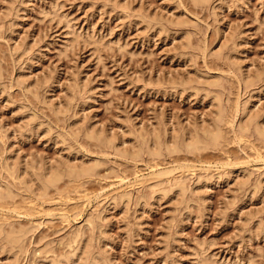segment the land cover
<instances>
[{
	"label": "rangeland",
	"instance_id": "374dc122",
	"mask_svg": "<svg viewBox=\"0 0 264 264\" xmlns=\"http://www.w3.org/2000/svg\"><path fill=\"white\" fill-rule=\"evenodd\" d=\"M207 3L0 0V224L31 231L0 264H264V138L238 129L264 126V0ZM216 91L222 147L134 157L212 122ZM96 160L41 197L36 171Z\"/></svg>",
	"mask_w": 264,
	"mask_h": 264
},
{
	"label": "bare ground",
	"instance_id": "6f19581e",
	"mask_svg": "<svg viewBox=\"0 0 264 264\" xmlns=\"http://www.w3.org/2000/svg\"><path fill=\"white\" fill-rule=\"evenodd\" d=\"M196 4H205L207 2H211V0H193ZM208 4V3H207ZM206 4V5H207ZM182 32V31H181ZM186 33V32H184ZM188 34V33H187ZM186 37V35L184 36V38ZM191 38V37H190ZM187 39V38H186ZM191 40V39H190ZM183 42V41H182ZM186 43V42H184ZM191 44V42H190ZM189 44V45H190ZM191 48V47H190ZM191 79V77H190ZM192 80V79H191ZM197 80V79H195ZM194 80V81H195ZM198 81V80H197ZM200 81V80H199ZM198 81V82H199ZM189 82V81H187ZM193 82V81H192ZM204 82V81H203ZM206 83L208 81H205ZM210 82V81H209ZM215 82V81H214ZM190 83V82H189ZM187 84V83H185ZM192 85V83H190ZM215 83L212 84V86L214 85ZM204 85V84H203ZM202 85V86H203ZM209 85V84H208ZM217 85V84H216ZM197 86V85H196ZM211 87V85H209ZM218 86V85H217ZM200 87V86H199ZM207 87V86H206ZM216 87V86H215ZM214 87L215 90H217L216 88ZM220 87V86H219ZM193 88V87H191ZM196 88V87H195ZM204 88V86H203ZM209 88V87H207ZM213 89V88H212ZM213 89V92L215 91ZM202 90V89H201ZM205 90V89H204ZM210 90V88H209ZM219 90V89H218ZM211 91V90H210ZM205 92V91H204ZM217 92V91H216ZM214 99V98H212ZM215 99H218V104L216 106L217 107V110H216V117L215 119H212L213 121L206 124L205 122V125H202L204 126L203 129L200 131L198 129H195L193 131H190L186 136L184 134L185 137H181V136H176L174 138H171L170 140L169 139H164L162 138V136L159 134V135H156V136H150V137H142L144 138L143 140L140 139L141 141L139 142H136L135 145L133 146V155L134 157H143V155L145 153H147L148 155L152 156V158H157L158 156H163V154H165V152H177V151H182V150H185V151H188V152H201L202 150H206V149H212V148H218L220 147L221 145H223L225 143V141L227 140V136H226V133L227 131L225 130V126H224V122H227L226 121V114H227V110L228 108L227 107H223V104L222 103V95L221 94H215ZM226 100V99H225ZM214 101V100H213ZM229 101V100H228ZM214 103V102H213ZM217 103V102H216ZM215 106V107H216ZM228 115V114H227ZM254 117V116H253ZM250 118V117H249ZM257 119V118H256ZM211 121V120H210ZM232 122V121H231ZM230 123V122H229ZM242 124H240L238 127V129L241 128V130H252L254 129L258 135L261 136V138L263 137L264 138V126L258 121V120H255V119H249V120H242ZM233 126L234 124L231 123ZM231 127V126H230ZM235 127V126H234ZM232 129V128H231ZM237 129V128H236ZM234 129V130H236ZM90 133L89 136L91 137H95L97 135H94L93 133H91V131H89ZM93 132V131H92ZM238 133V131H236ZM235 132V133H236ZM242 132V131H240ZM239 132V133H240ZM236 133V134H237ZM87 134V133H86ZM147 134V133H146ZM143 135V134H142ZM99 136V134H98ZM100 137V136H99ZM103 138V137H101ZM108 139V138H107ZM111 139V138H110ZM113 139V138H112ZM96 140V139H95ZM97 141V140H96ZM101 140L99 139V142ZM105 141V140H104ZM106 142V141H105ZM104 142V143H105ZM108 142V141H107ZM112 142V141H111ZM133 142V141H132ZM107 144V143H106ZM113 144V143H112ZM99 145V143H98ZM101 145V144H100ZM103 145V144H102ZM109 145V144H108ZM115 145V144H114ZM117 145V144H116ZM111 146V145H110ZM113 146V145H112ZM225 146V145H224ZM106 147V145H105ZM115 147V146H114ZM222 147V146H221ZM107 148V147H106ZM105 149V148H104ZM110 149V148H109ZM112 149V148H111ZM116 149V147H115ZM132 149V148H131ZM131 155V154H130ZM95 160V159H94ZM98 160V159H97ZM97 160L95 161V163L93 164H87V165H80L81 167L77 166V167H73V166H70L69 167H65V168H59V166L57 167H52L50 168L48 171L46 172H41L40 174L36 171V175H37V178H35L36 180L38 179V183H39V192L41 194V197L42 195H46L48 193V191L51 189V188H55L57 187V185L59 184V182L64 179V177H70L71 180L72 178H82V177H90V176H93L96 171H97V166H98V163ZM101 161V160H100ZM100 163V162H99ZM84 164V163H83ZM86 164V163H85ZM34 166V165H32ZM31 166V167H32ZM68 166V165H67ZM75 166V165H74ZM28 168L29 169H31ZM205 169V168H204ZM25 170V169H24ZM34 170V169H33ZM37 170V169H36ZM46 170V169H45ZM208 170V168H207ZM211 170V168H210ZM27 171V170H26ZM41 171V170H40ZM99 171V170H98ZM199 171V170H198ZM197 171V172H198ZM23 172V171H22ZM34 172V171H33ZM33 172H30V175L32 173V175L35 173ZM190 172V171H189ZM193 172V171H192ZM202 172V171H201ZM206 172V171H205ZM210 172V171H209ZM13 173V172H12ZM98 173V172H97ZM174 173V172H173ZM196 173V172H195ZM203 173V172H202ZM207 173V172H206ZM11 174V172H10ZM27 174V173H24V175ZM197 174V173H196ZM13 175V174H11ZM15 175V174H14ZM20 175V174H19ZM24 175L22 177H24ZM29 175V176H30ZM35 175V174H34ZM33 175V176H34ZM35 175V176H36ZM27 176V175H26ZM96 176V175H95ZM202 176V174H201ZM207 176V175H206ZM205 176V177H206ZM17 177V176H16ZM21 177V175H20ZM200 177V176H199ZM203 177H204V174H203ZM16 179V178H14ZM18 179V178H17ZM25 179V177H24ZM203 179V178H202ZM23 180V179H22ZM34 180V179H33ZM70 180V179H69ZM169 180V179H168ZM174 181V179H172ZM179 180V179H178ZM1 181V180H0ZM32 181V180H31ZM35 181V180H34ZM34 181H32L34 183ZM20 182V181H19ZM24 182V181H22ZM31 182V183H32ZM4 182L1 181L0 183V200H7V199H12L14 198L15 196V193H14V189L12 186L10 185H6V184H3ZM7 183V182H6ZM8 184V183H7ZM175 184H177L178 186V194L180 195L181 193L183 194V196H185V190H184V184L183 183H180V182H176ZM172 185V184H171ZM32 186V185H31ZM171 188V187H169ZM168 189V188H167ZM167 189H166V192H167ZM173 189V187H172ZM155 190V189H154ZM170 190V189H169ZM174 190V189H173ZM177 190V189H176ZM184 191V192H182ZM38 192V193H39ZM162 192V191H160ZM171 192V191H170ZM163 193V192H162ZM177 193V192H176ZM40 196V195H39ZM116 196V195H115ZM116 198V197H115ZM91 222V220H90ZM5 223V226L6 225V222H3ZM2 224H0V237H3L4 240H6L7 244L4 243V245H9L13 248V249H18V250H22L24 248V244L25 242L27 241L26 239H28V234H30V232L28 231V229L24 228V227H21V228H16L18 226L15 227V225H12V222L10 223V227L9 229H5V226ZM23 226V225H22ZM30 230V229H29ZM84 230H80L76 233V235L70 239L72 241V244H71V248H72V252L73 254H76L78 253L80 258H83L85 259V261H87L88 263H91V262H96L98 260V256L97 255H94L93 254V250L91 249V243L90 241L87 239H84ZM30 236V235H29ZM2 238V240H3ZM1 239V238H0ZM5 242V241H4ZM6 247V246H5ZM47 247V245H46ZM45 248V247H44ZM46 251V250H44ZM64 253V252H63ZM44 254V252H43ZM69 255V254H68ZM72 255V254H71ZM46 257V256H44ZM55 257V256H54ZM67 257V256H66ZM70 258V257H69ZM56 260V259H55ZM61 260V259H60ZM61 263V262H60Z\"/></svg>",
	"mask_w": 264,
	"mask_h": 264
}]
</instances>
